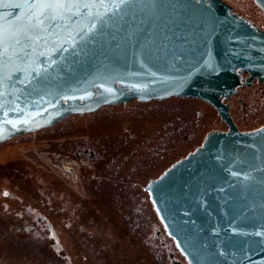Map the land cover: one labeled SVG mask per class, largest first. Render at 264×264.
<instances>
[{"label":"water","instance_id":"1","mask_svg":"<svg viewBox=\"0 0 264 264\" xmlns=\"http://www.w3.org/2000/svg\"><path fill=\"white\" fill-rule=\"evenodd\" d=\"M13 2L22 0H0V17H23L25 10L5 7ZM256 2L264 9V0ZM105 4L80 9L83 17L67 11L51 28L45 25L35 50L27 49L25 67H43L37 78L14 73L0 85V144L135 98L207 100L230 129L209 133L147 190L190 264H264V127L241 132L222 102L241 84L238 70L264 80V32L222 0ZM90 12L103 18L92 20L98 30L91 32Z\"/></svg>","mask_w":264,"mask_h":264},{"label":"flooded vegetation","instance_id":"2","mask_svg":"<svg viewBox=\"0 0 264 264\" xmlns=\"http://www.w3.org/2000/svg\"><path fill=\"white\" fill-rule=\"evenodd\" d=\"M222 1L264 32L256 0ZM238 73L241 84L222 102L241 132L256 131L264 80ZM230 127L204 99L135 98L0 144V264H190L147 187ZM32 148L58 162L62 176L29 161Z\"/></svg>","mask_w":264,"mask_h":264},{"label":"snow or ice","instance_id":"3","mask_svg":"<svg viewBox=\"0 0 264 264\" xmlns=\"http://www.w3.org/2000/svg\"><path fill=\"white\" fill-rule=\"evenodd\" d=\"M195 2L201 3V0H195ZM127 3L128 0H118V4L111 6L115 8L127 5ZM99 6L107 7L109 5L105 4V0H99ZM5 7L25 11L23 17L16 16L15 12L9 13L8 17H0V20L7 22V26L5 23H0V85H3L5 79L11 80L14 73H25L26 79L32 73H35L34 78L39 77L42 65L33 67L30 71L25 67L29 64L30 59V53L27 49L33 48L35 50L36 41L42 39L39 33L51 28L56 20L64 19L66 12L71 9H75L83 17L84 13L80 12V9H95L97 0H22V2L6 4ZM13 16H16L14 21L9 19ZM89 16L91 17L89 19V32H91L96 29V25L92 23V20H97L102 24L103 18L92 12L89 13ZM45 25H47V28ZM5 45L7 47H4ZM64 50L66 51V49ZM32 63L34 64L35 61H32ZM52 63H55V61H52ZM202 67L215 71V66L208 62H205ZM5 68H9L7 76L2 75ZM108 91H111V89H108ZM3 195L8 196L9 194L4 192ZM255 234L259 236L262 233L257 232Z\"/></svg>","mask_w":264,"mask_h":264},{"label":"rangeland","instance_id":"4","mask_svg":"<svg viewBox=\"0 0 264 264\" xmlns=\"http://www.w3.org/2000/svg\"><path fill=\"white\" fill-rule=\"evenodd\" d=\"M27 152V151H26ZM48 155L46 151H41L35 148H32L31 151L28 152L27 159L31 161L32 163L36 164L38 167H40L44 172L52 173L55 176H62L63 171L59 166L57 165L58 162L52 159H48ZM1 159L4 158L2 154H0ZM7 155H5L6 157ZM7 158V157H6ZM50 158V156H49ZM8 159V158H7Z\"/></svg>","mask_w":264,"mask_h":264}]
</instances>
